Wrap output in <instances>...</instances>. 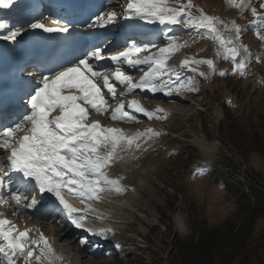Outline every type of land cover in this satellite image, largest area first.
Wrapping results in <instances>:
<instances>
[{
    "label": "snow or ice",
    "instance_id": "obj_1",
    "mask_svg": "<svg viewBox=\"0 0 264 264\" xmlns=\"http://www.w3.org/2000/svg\"><path fill=\"white\" fill-rule=\"evenodd\" d=\"M113 2L79 4L77 18L69 20L32 15L27 0H0V9L12 10L0 15V41L19 45L17 38L25 32L41 41L20 68L28 79L21 78L15 102L0 91V264H64L65 259L40 227H21L9 214L63 227L59 215L80 230L78 243L86 251L92 250L89 236L107 240L115 235L110 226H94V220L104 223L105 213L96 205L105 196L130 191L122 183L125 177H112L110 170L129 158L138 160L136 154L147 152L165 133L152 127L135 132L108 127L93 115L123 124H141L145 118L166 121L168 109L158 105L150 110L140 100L123 98L184 97L199 94L197 77L211 81L248 75L253 56L235 19L210 15L193 0H115L122 11ZM225 2L241 18L251 14L249 26L264 46V0H257L259 7L252 0ZM121 19L164 26V46L132 41L109 47L106 34L98 30ZM174 26L191 29L189 38L177 35ZM203 40H211L215 56L233 65L231 73L218 69L214 59L196 56H185L178 67L169 65L183 49ZM255 60L262 62L260 56ZM185 70L192 75L185 76Z\"/></svg>",
    "mask_w": 264,
    "mask_h": 264
},
{
    "label": "rangeland",
    "instance_id": "obj_2",
    "mask_svg": "<svg viewBox=\"0 0 264 264\" xmlns=\"http://www.w3.org/2000/svg\"><path fill=\"white\" fill-rule=\"evenodd\" d=\"M193 2L210 15L226 21L235 19L241 25L243 43L253 56L248 75L216 76L211 81L197 77L199 94L178 96L184 104L178 100L164 104L163 108L170 111L166 121L145 119L140 126L108 123L109 127L129 132L152 127L165 134L147 152L137 153L138 160L129 158L110 170L112 177H125L122 183L130 189L123 195L108 197L120 206L122 219L117 226L122 229L131 225L136 232L113 238V246L120 244L122 253L112 249L104 252L102 247L94 255L85 251L87 264H181L176 250L178 239L186 241L217 231L231 237L247 222L253 207L264 208V46L249 26L254 19L250 13L245 12L241 18L239 11L229 8L225 0ZM215 47L211 40L199 41L183 49L177 58L182 60L185 52L211 58L216 60L218 69L231 73L233 65L217 58ZM256 56L261 57V63L256 62ZM184 75L189 74L184 71ZM159 106L163 103L159 102ZM134 171L137 176L128 180ZM199 171L204 175L198 176ZM59 217L56 219L61 220ZM65 227L70 230L66 224ZM263 228L261 217L255 221L252 240ZM77 246L80 247L78 242ZM69 252L79 264L82 258ZM186 260V264L193 263V257ZM257 263V259H252L245 264ZM233 264L244 263L237 258Z\"/></svg>",
    "mask_w": 264,
    "mask_h": 264
},
{
    "label": "bare ground",
    "instance_id": "obj_3",
    "mask_svg": "<svg viewBox=\"0 0 264 264\" xmlns=\"http://www.w3.org/2000/svg\"><path fill=\"white\" fill-rule=\"evenodd\" d=\"M258 3H256V6H257ZM112 5H116L118 7L117 4H112ZM119 8V7H118ZM117 11H120V9H117ZM47 15H51L53 17H60L62 18V15L59 14V13H54L53 11H50ZM108 29H111L108 28ZM154 29L159 32V31H162L164 30V26H161V25H154ZM174 31L176 32L177 35H188V33L191 31V29H185V28H182L180 26H174ZM157 40H156V43L159 44L160 46H164V41H163V36L162 34H158L157 35ZM185 55L186 56H194V55H190L187 54L185 52ZM177 58V55L175 56ZM174 57V58H175ZM185 57V56H184ZM173 58V59H174ZM197 59H200L201 57H196ZM180 59L177 58V61L174 59L172 60V64L173 62L176 63H180ZM171 62L169 61V65L172 66ZM174 65V64H173ZM175 66V65H174ZM176 66H179V65H176ZM175 66V67H176ZM201 70L203 71H207V68L206 66H201ZM186 73H188L189 75H192V73H190L189 71L185 70ZM133 75H142V73H136L134 72ZM142 97V99L140 100V102L148 109H155L158 105H159V102L160 103H163V106L161 107H164V104L166 103H169V99L173 100V101H177L178 100V96H173L171 98L169 97H164L162 96L161 94H157L156 97H150L148 98L149 100L148 101H144L146 100L144 98V96L140 95ZM131 98H133V96H129ZM136 99V96L134 97ZM177 102H180L182 104H184L185 102L183 100H178ZM113 102L110 100V104H112ZM170 104V103H169ZM114 106H116L114 104ZM170 112V111H169ZM108 118V117H107ZM105 119L104 116H92L91 119H99L101 124L104 125V126H108V123L110 122L109 119ZM146 119V118H145ZM145 121V120H144ZM116 122H120V121H115L113 123H116ZM148 122H154V120H151ZM161 122V121H160ZM120 124H123L120 122ZM144 123H141V124H133L135 126H140ZM110 125V124H109ZM131 125V124H129ZM109 127V126H108ZM117 127V126H115ZM133 175L127 177V179H131L133 177H136L137 176V172L134 171V173H132ZM130 182V181H129ZM109 196H107V200L106 198L104 199V203L102 204H97L96 207L100 208L101 211H103L105 213V217H104V223L101 224L99 220H94V226L95 227H112L115 231V235H109V238L107 240H103L104 242H109L110 243V246L109 248H106L104 245L102 244H98V248L99 247H102V251H107L109 249H112V250H116L118 253H122L123 251V248H116L115 246H113V238H120L121 235H123L124 233H127V232H130V231H135V228L131 225H128L126 226L125 228H122L120 229L117 224L119 223V220L122 219L120 216H121V213H119V210H120V206L117 205L116 203H113L111 200H109L108 198ZM111 197V196H110ZM76 207H82V205H80L79 203H76L75 204ZM90 216L94 217L95 214L94 213H90L89 214ZM23 217L26 218V220H24V225H34V221H36V226L37 227H40L42 231H44L45 235L47 237H49V239H51V243L53 238H54V241L55 243L53 244V246L55 247L56 251L58 254H61L63 255V257L65 258L64 259V262L66 260H72L73 258L71 257V255H69V251L71 250L72 252H75L77 253L82 259H79V264H87L88 262L86 261L87 260V254H86V250H84L85 248L84 247H78L77 246V242H78V237L80 236L79 233L80 230H76V229H72V230H67L66 227H65V221H62L63 222V227H59L57 226V224L55 223H49V222H44V221H41L37 218H34V220H28V219H32L28 216H24L22 215ZM59 217V215H57ZM60 218V217H59ZM20 219V218H18ZM16 223H18V221H16ZM51 226H55L54 228L50 229ZM136 232V231H135ZM52 237V238H51ZM89 244H92L90 241H89ZM95 244V243H94ZM97 247V244L95 245ZM100 253V251H99ZM70 264H75V262L72 260V263Z\"/></svg>",
    "mask_w": 264,
    "mask_h": 264
},
{
    "label": "trees",
    "instance_id": "obj_4",
    "mask_svg": "<svg viewBox=\"0 0 264 264\" xmlns=\"http://www.w3.org/2000/svg\"><path fill=\"white\" fill-rule=\"evenodd\" d=\"M264 217L263 207H253L250 217L231 237L217 231V233L198 234L188 240L176 243L181 264L193 257L192 264H233L237 258L244 264L257 259V264H264V228L260 235L251 238L255 221ZM176 240L173 238L172 242ZM232 256L229 258L228 256Z\"/></svg>",
    "mask_w": 264,
    "mask_h": 264
}]
</instances>
